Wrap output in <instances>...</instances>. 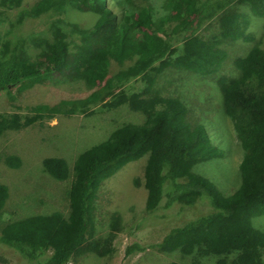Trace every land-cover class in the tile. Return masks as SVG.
I'll list each match as a JSON object with an SVG mask.
<instances>
[{"label": "trees", "instance_id": "1", "mask_svg": "<svg viewBox=\"0 0 264 264\" xmlns=\"http://www.w3.org/2000/svg\"><path fill=\"white\" fill-rule=\"evenodd\" d=\"M8 1L9 6H18L22 0L2 3ZM66 1L79 11L95 13V23L86 28L71 24L79 37L73 44L67 33L54 24L51 40L32 39L39 48L34 58L21 45L10 48L5 42L0 49V91L83 79L88 85H104V96L96 88L86 98L62 101L63 106L82 109L102 102L104 108L112 109L127 104L131 110L142 112L144 121L115 128L107 139L79 153L71 170L63 158H45L44 169L52 177L64 180L71 171L68 216L57 211L10 221L2 229L0 242L27 261L38 260L39 264H67L73 255L88 250L101 256L108 253L111 249L105 244L87 242L93 231L96 192L103 180L147 154L143 174L146 215L177 202L186 206L205 203L214 211L172 228L158 243H132L126 246V255L148 247L185 254L198 248L204 253L234 254L231 264H264V231L252 225L253 217L264 215V47L256 40L245 56L234 59L240 71L237 77L221 74L215 78L223 95L224 112L232 120L243 149L240 184L230 195H223L212 181L191 171L199 162L221 154L203 124L190 121L180 99L161 96L154 89L157 76L167 68L217 74L227 56L223 44L254 40L248 30L249 21L234 3L245 4L254 15L264 16V0H222L218 30L208 37L198 33V25L215 17L216 10H206L217 0H165L168 14L158 19L154 18L152 4L133 5V0H112L122 8L121 14L107 5V0H38L30 10L37 16ZM170 21H175L173 28L183 34L179 53L167 45L169 35L163 25ZM134 56L140 64L158 60L142 74L145 88L138 92H126L124 88L113 91L112 84L104 81L110 61L123 62ZM139 69L133 64L123 70L119 83L136 76ZM34 111L36 114L24 121L17 114L0 115V133L29 125L42 112L55 113L54 107L43 104L35 106ZM6 163L16 167L20 162L17 156H10ZM8 196V186L0 183V211ZM108 236L111 241L112 234ZM218 264L226 262L220 259Z\"/></svg>", "mask_w": 264, "mask_h": 264}, {"label": "rangeland", "instance_id": "2", "mask_svg": "<svg viewBox=\"0 0 264 264\" xmlns=\"http://www.w3.org/2000/svg\"><path fill=\"white\" fill-rule=\"evenodd\" d=\"M37 1L22 0L18 6H9V1L3 4L0 0V49L5 42H8L10 48L18 44L34 58L39 48L32 39L44 37L51 40L54 24H58L67 33L73 44L78 42L79 37L71 24L76 23L86 28L92 26L97 19L95 13L79 11L68 1L35 16L30 9ZM106 2L116 13L121 14L122 8L114 1ZM147 2L154 6L155 19L167 16L165 0H133V5ZM223 3L222 0H217L215 4L211 1L210 4L214 6L209 7L206 12L216 10L215 17L198 25L201 26L199 34L208 37L218 30L217 15L221 11L219 6ZM234 8L242 12L249 21L248 30L254 35L253 41L239 39L223 44L221 47L225 49L227 56L217 74L200 75L187 70L167 68L157 76L154 85L161 96L180 99L188 110L187 117L191 122L203 124L212 144L221 154L199 162L191 171L212 181L223 195L232 194L240 184L239 163L243 149L235 135L232 120L224 112L223 95L215 78L221 74L237 77L240 71L234 65V59L245 56L256 44V40L264 47V16L254 15L245 4L234 3ZM22 12H25L23 16ZM175 23L165 22L163 28L169 35L166 38L168 48H175L176 53H179L183 34L173 28ZM157 63L158 60H152L140 64L135 56L118 63L112 59L104 81L112 84L113 91L123 88L126 92L141 91L146 86L142 74ZM133 64L139 65L138 74L119 83L121 72ZM88 84L83 79H75L0 91V115L17 114L24 121L36 114L34 107L37 105H48L55 109V113L51 115L49 111L42 112L41 117L29 125L0 133V183L6 184L9 189L8 199L0 211V235L6 223L30 215L58 211L68 216L71 171L66 179H56L44 169L45 158H63L71 170L79 153L107 139L115 128L124 123L140 124L144 121V114L131 110L127 104L112 109L104 108L102 102L92 103L82 109L80 106L71 109L70 105H62V101L86 98L96 88L104 96V85L97 87ZM10 156L19 158L18 166L12 167L6 163ZM146 160L147 154L128 162L103 180L96 192L93 231L88 235L87 242L95 240L105 244V248L109 247L111 251L101 256L88 250L73 255L67 264H218L220 259L231 264L234 254L216 255L204 253L198 248L190 254L180 250L165 252L155 247L125 254L126 246L134 242L143 246L158 243L172 228L214 211L205 203L186 206L177 202L168 209H157L153 214L146 215L147 190L143 185ZM252 225L264 231V215L253 217ZM108 234L113 236L111 241L107 240ZM49 253L50 251L47 254ZM0 264H39V261L29 262L0 242Z\"/></svg>", "mask_w": 264, "mask_h": 264}]
</instances>
